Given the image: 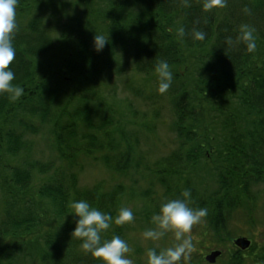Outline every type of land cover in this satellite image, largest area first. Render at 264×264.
<instances>
[{
	"label": "trees",
	"instance_id": "trees-1",
	"mask_svg": "<svg viewBox=\"0 0 264 264\" xmlns=\"http://www.w3.org/2000/svg\"><path fill=\"white\" fill-rule=\"evenodd\" d=\"M203 3L60 0L51 6L47 0H18L16 54L9 67L13 83L24 92L16 101L0 94V264H102L71 236L70 205L81 199L113 217L102 242L113 235L126 241L129 226L115 223L123 196L145 198L148 209L140 220L150 223L162 203L185 189L191 191L190 207L207 209L204 235L210 233L212 240L203 248L233 242L230 224L238 210L246 225L255 227L257 199L251 186L264 183V0H225L209 11ZM243 24L253 29V52L236 42ZM54 25L58 36L51 32ZM181 27L183 37L177 31ZM195 31H203L205 39H194ZM96 33L107 39L100 51L94 49ZM160 60L173 72L164 94L177 146L150 164L136 147L139 134L154 128L126 119L120 110L117 117L95 120L105 105L95 86L104 75L108 79L129 70L158 89ZM44 124L55 161L29 159L31 143L25 137ZM84 159L105 166L115 181L141 174L150 186L139 193L118 181L111 189L104 181L81 186ZM156 183L162 195H153ZM231 250L224 264H264V245L256 241L246 250ZM141 252L133 253L136 264H148V257L137 255Z\"/></svg>",
	"mask_w": 264,
	"mask_h": 264
},
{
	"label": "rangeland",
	"instance_id": "rangeland-1",
	"mask_svg": "<svg viewBox=\"0 0 264 264\" xmlns=\"http://www.w3.org/2000/svg\"><path fill=\"white\" fill-rule=\"evenodd\" d=\"M50 1V5H55L56 2L60 0H47ZM56 1V2H55ZM44 15H48L49 11L38 9ZM62 22H65V19H61ZM57 25V24H56ZM54 25L51 28L52 34L58 36L60 28ZM127 73L124 75H114L107 79L106 75L97 82L95 89L103 97L104 106L101 107L99 111V118L111 114L117 117V112L125 113V118L130 121H142L147 122L151 127L154 128L153 132L143 131L139 134V143L136 147V153L138 152L143 161H147L152 164L159 158H162L168 155L173 149L177 146L176 134L171 129V122L173 121V112L168 99V95L161 94L157 91L155 83H146V79L143 75L134 76L132 71L127 70ZM135 88V91L132 90ZM152 99H151V97ZM111 104V105H109ZM111 107L113 112L104 111L107 107ZM46 126L42 125L41 129L38 132L33 134H27L26 139L31 143V150L29 153V159L41 161V162H50L55 161L56 150L55 147L50 144L46 136ZM132 127V126H131ZM130 130L137 131L135 126ZM79 184L85 187H93L100 181L105 182V188L111 189L116 182L123 183L124 186H132L136 189V193L140 192L142 189L145 192L149 188L147 180L141 177V174H133L130 176H120L118 179H112V173L102 164L97 162L84 159V168L80 173ZM135 180H137L135 182ZM153 195H162L163 189L160 184L156 183L154 186ZM251 190L256 195L257 199V208L254 212V218L257 220L255 227H251L249 224L246 225V217H243L240 210L236 211L233 215V222L230 224V227L235 235L233 238L244 236L252 241H256L259 246L264 245V183L251 186ZM122 202L124 207L131 208L134 213V219L131 222L125 223L128 228L125 230L127 235L126 242L129 246V252L125 255L133 261V264H136L133 253L140 248L141 253L137 255L144 260L148 257V249L150 246H155L159 249H166L173 246L177 241L175 240L174 234L172 232H167L159 240L153 241L146 239L143 236L145 230L149 228H154L155 225L152 222H143L140 218V214L146 213L148 209V203L145 198L141 195H136L133 198L123 196ZM206 230V224L204 218L201 221L193 226L192 234L196 237L194 240L195 251L191 253V263L197 264L198 260H201L200 264H224L227 260V250L232 247L233 251L237 247L233 244L234 242H221L220 245L211 247L209 249L203 248L204 241L212 240L210 238V233L204 235ZM212 250H221L224 252V260H219L215 263H209L205 260V256L209 254ZM257 251V250H255ZM248 258L251 257L247 254ZM203 260V261H202ZM25 264H36L32 260L27 261ZM145 264V263H142ZM189 264V262H185Z\"/></svg>",
	"mask_w": 264,
	"mask_h": 264
},
{
	"label": "clouds",
	"instance_id": "clouds-1",
	"mask_svg": "<svg viewBox=\"0 0 264 264\" xmlns=\"http://www.w3.org/2000/svg\"><path fill=\"white\" fill-rule=\"evenodd\" d=\"M224 3L225 0H204L202 7L205 11H209L214 7H223ZM17 4L18 0H0V94H7L11 101L18 100L24 92L23 87L13 83L15 73L9 67L16 54L12 36L17 29ZM177 31L181 37L184 36L183 27ZM193 37L203 40L205 33L195 31ZM226 40L229 44L233 43L231 37H227ZM106 41L103 35L96 33L94 49L102 50ZM236 42L245 44L248 52L255 51L257 47L253 29L247 24L240 26ZM155 71L159 80L157 91L163 94L172 84L173 72L166 60H160L155 66ZM190 196L189 189L183 190L180 197L162 203L158 212L152 216L155 227L145 230L143 236L156 241L167 232H172L177 243L159 252L155 248L148 249V264H185L190 261L191 253L196 250L194 244L196 237L192 234L193 226L207 214L206 208L189 206ZM70 208L68 214L72 215L71 222L75 225L71 236L81 239L83 250L100 258L102 264H133V261L125 255L129 252V246L120 236L113 235L111 239L102 242V231L109 229L113 221L110 213L102 212L84 199L73 201ZM133 219L132 209L122 207L115 217V223L124 224Z\"/></svg>",
	"mask_w": 264,
	"mask_h": 264
},
{
	"label": "water",
	"instance_id": "water-1",
	"mask_svg": "<svg viewBox=\"0 0 264 264\" xmlns=\"http://www.w3.org/2000/svg\"><path fill=\"white\" fill-rule=\"evenodd\" d=\"M233 242L237 247L241 248L242 250L248 249L252 244L251 239L244 236L237 237L233 240ZM221 255V250H212L209 254L205 256V260L209 263H215L218 257H220Z\"/></svg>",
	"mask_w": 264,
	"mask_h": 264
}]
</instances>
